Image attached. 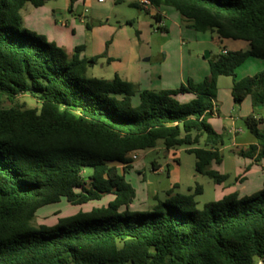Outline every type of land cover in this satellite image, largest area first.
Returning a JSON list of instances; mask_svg holds the SVG:
<instances>
[{
	"label": "trees",
	"instance_id": "trees-1",
	"mask_svg": "<svg viewBox=\"0 0 264 264\" xmlns=\"http://www.w3.org/2000/svg\"><path fill=\"white\" fill-rule=\"evenodd\" d=\"M148 1L155 8H172L195 32L246 42L249 50L219 55L209 62V75L201 83L189 80L176 90L136 92L118 76L86 78L98 58L83 57V47L69 58L23 28L20 10L26 4L41 8L48 0H0V264L264 260V184L252 196L228 195L202 209L194 201L202 192L197 187L193 195H177L140 213L128 210L135 192L124 178L133 154L161 142L166 151L189 147L197 174L216 184L227 180L209 169L222 162V137L206 119L217 114L219 77L231 78L235 103L252 95L254 106L264 108V72L236 76L248 59L264 61V0ZM153 19L158 22L157 16ZM25 95L39 107L19 105ZM185 95L192 99L180 103ZM244 123L256 143L238 155L256 165L264 161L262 120L250 114ZM86 168L91 175L86 176ZM109 195L114 199L106 207L59 220L51 228L31 225L39 209L62 199L81 206Z\"/></svg>",
	"mask_w": 264,
	"mask_h": 264
},
{
	"label": "rangeland",
	"instance_id": "rangeland-1",
	"mask_svg": "<svg viewBox=\"0 0 264 264\" xmlns=\"http://www.w3.org/2000/svg\"><path fill=\"white\" fill-rule=\"evenodd\" d=\"M103 1L49 0L37 10V15L44 11L47 20L39 19L37 26L27 27L26 30L42 36L49 43L47 30L52 32L54 29L56 32L61 29L65 32L67 42L74 44L73 53L75 48L85 47L81 53L83 57L98 58L96 65L86 70V78L107 81L116 75L133 78V72L138 69L142 73V80L143 73L152 77L161 76L162 81L168 77L172 80L170 87L173 90L186 85L189 80L194 84L201 83L209 75V62L215 61L223 49L240 52L249 50L246 42L220 40L215 32H195L172 8L162 7L167 15L158 24L153 19L152 11L143 13L129 7L126 1L121 4H115V0ZM129 60L134 62L129 63ZM180 66L183 68V81H180ZM261 72H264V61L250 58L236 70V76L240 80ZM134 89L136 92L141 90L137 87ZM191 99V95H185L178 101L185 103ZM215 101L217 115L208 116L206 122L222 137V144L218 147L222 162L220 165L212 164L209 169L226 176L227 180L216 184L212 179L197 174L195 158L186 152L189 147L166 151L159 142L154 149L136 152V160L124 175L125 182L135 192L129 211H151L158 202L173 199L177 195H193L197 187L202 190L200 195L194 196L197 209L228 195L248 197L262 189L264 161L252 165L251 160L240 157L238 153L256 143L245 126L247 116L255 114L260 118L262 123L258 129L264 132V108L254 106L252 95H246L240 104L235 103L229 77L218 78ZM132 103L134 106L139 103L137 95L133 97ZM18 104L24 108L39 107V102L28 95L20 96ZM4 106L9 107V104L4 103ZM203 141L204 138L199 145L201 148ZM153 164L160 170L158 173L153 170ZM84 172L89 176L92 171L86 168ZM113 199V196H104L100 201L81 206L70 205L62 199L57 204L39 209L31 225L35 228H51L59 220L106 207Z\"/></svg>",
	"mask_w": 264,
	"mask_h": 264
},
{
	"label": "crops",
	"instance_id": "crops-1",
	"mask_svg": "<svg viewBox=\"0 0 264 264\" xmlns=\"http://www.w3.org/2000/svg\"><path fill=\"white\" fill-rule=\"evenodd\" d=\"M70 1L73 2L75 0H70ZM124 1H126L128 3L129 7L134 8L131 5H135V4L131 0H115V4H121V3H124ZM103 2L104 1L102 0V2H99V3H103ZM43 7H41V8H43ZM38 9H40V8H33L31 5L26 4L20 10V16H21L23 28H25V29L27 27L33 28V27L37 26V23H39V19L44 20V18H46L45 20H47L48 17L44 11L38 13V15H37ZM140 9L142 10L141 12H143V13H148V12L152 11V15L158 17V22L155 21L158 24H161L162 17L167 15V12L163 11L162 7L155 8L154 6H151L147 9H143V8H140ZM31 18H32V21L29 22V19H31ZM47 34L50 37L49 41L55 43L58 47L63 48L66 51V54L68 55V57L71 58V56L73 55L72 49L74 47V44L71 42H67V39L65 38V32L61 31V29H58V31L54 32V29H52V32L47 30ZM248 47H249V45H248ZM83 48H84V50H83V52H84L86 48L85 47H83ZM236 49H239V48H236ZM223 51H225V52H232V51L236 52V50L223 49L221 51V54ZM133 62H134V60H129V63H133ZM180 72L182 75L180 81H183L184 77H183L182 66H180ZM140 74H142V73H140V71H138V69H135V72H133V75H134L133 78L132 77L128 78V75L127 76L116 75V76H118L120 79H122L126 82L131 83L134 86V88L137 87L138 89H141V90H149V91H154V92L173 90V88L170 87L172 80L168 79V77L165 81H162L161 76L152 77L148 73H143L144 79L142 80ZM215 103H216V101H215ZM215 111H218L217 103L215 106ZM159 171L160 170L157 169L155 171V173H158Z\"/></svg>",
	"mask_w": 264,
	"mask_h": 264
},
{
	"label": "built area",
	"instance_id": "built-area-1",
	"mask_svg": "<svg viewBox=\"0 0 264 264\" xmlns=\"http://www.w3.org/2000/svg\"><path fill=\"white\" fill-rule=\"evenodd\" d=\"M131 1H132L135 5L139 6L140 8H143V9H147V8H149V7L152 6L148 0H131ZM98 2H102V0H98ZM225 53H226L225 51L222 52V54H225ZM234 133H237V132L235 131ZM136 158H137V157H136L135 154H133V155L131 156V159H132L133 161H135ZM257 264H264V260L259 261Z\"/></svg>",
	"mask_w": 264,
	"mask_h": 264
},
{
	"label": "water",
	"instance_id": "water-1",
	"mask_svg": "<svg viewBox=\"0 0 264 264\" xmlns=\"http://www.w3.org/2000/svg\"><path fill=\"white\" fill-rule=\"evenodd\" d=\"M208 56H209L208 54L205 55L206 58H208Z\"/></svg>",
	"mask_w": 264,
	"mask_h": 264
}]
</instances>
